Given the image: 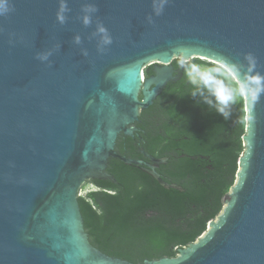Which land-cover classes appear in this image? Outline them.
<instances>
[{
	"label": "water",
	"instance_id": "1",
	"mask_svg": "<svg viewBox=\"0 0 264 264\" xmlns=\"http://www.w3.org/2000/svg\"><path fill=\"white\" fill-rule=\"evenodd\" d=\"M8 2L0 15V264H136L91 243L78 198L86 181L117 183L109 158L142 163L115 150L119 133L133 135L179 56L212 60L237 81L245 150L203 234L175 257L138 264H264V0ZM156 62L163 65L147 77ZM146 155L144 171L184 190L157 172L167 157Z\"/></svg>",
	"mask_w": 264,
	"mask_h": 264
},
{
	"label": "trees",
	"instance_id": "2",
	"mask_svg": "<svg viewBox=\"0 0 264 264\" xmlns=\"http://www.w3.org/2000/svg\"><path fill=\"white\" fill-rule=\"evenodd\" d=\"M194 64L212 70L199 83L188 75L169 82L139 114L144 121L156 117L144 124L148 151L164 157L178 148L159 171L184 190L165 188L149 174L111 157L106 171L117 183L96 179L98 189L78 198L91 243L108 255L136 264L175 257L223 209L245 150L244 99L233 101L238 85L219 65L199 58L192 59L190 66ZM183 153L188 156L180 158Z\"/></svg>",
	"mask_w": 264,
	"mask_h": 264
},
{
	"label": "flooded vegetation",
	"instance_id": "3",
	"mask_svg": "<svg viewBox=\"0 0 264 264\" xmlns=\"http://www.w3.org/2000/svg\"><path fill=\"white\" fill-rule=\"evenodd\" d=\"M192 59L186 60V59H183L180 56L176 57V58L174 57L171 60V62L169 63V65H171L172 69H173V79L170 80L169 82H171V81H175V82L180 81L186 75H188L187 71L190 69V67L193 66V65L190 66V63H191ZM157 64L158 65H163L161 62H156V63L148 66L149 72H148V75H146L147 77H149L152 74H154L153 69H154V67ZM145 72H146V70H145ZM155 119H156L155 116H151V117L147 118L148 121H153ZM146 121H144L142 118L139 117L138 120L133 123V126L136 128L134 130V132H133V135H128V134H125L124 132H120L119 136H118V139H117L116 146H115V150L119 154L124 155V156H126L127 158H130V159L141 160L142 163L139 166L134 165V164H132L130 166H134V167L140 169L141 171H143L144 173H147V172L144 171L142 169V167L147 168L146 163H151V159L146 154L148 153V154L153 155L150 151H148L146 149V143H147L146 136L148 135V133L146 132V129L144 128V124H146ZM160 134L161 135H166L163 132H160ZM118 142H120V144H118ZM121 143H122V145H121ZM177 153H178V148H174V150H172V155L164 156V157L168 158L166 163H160L159 166L156 168L157 172H159V174L161 176H162V172H160L159 170L162 167V165H167L169 163V161L172 159V156L175 157ZM153 156H155V155H153ZM187 156L188 155L186 153H183V154L180 155V158H185ZM155 157L156 158H162V157H157V156H155ZM191 157L195 158L193 156H191ZM147 174H149V173H147ZM163 179L166 180L164 177H163ZM90 181L92 183H94L93 182L94 180H90ZM167 182H169V181H167ZM170 183H175V182H170Z\"/></svg>",
	"mask_w": 264,
	"mask_h": 264
},
{
	"label": "rangeland",
	"instance_id": "4",
	"mask_svg": "<svg viewBox=\"0 0 264 264\" xmlns=\"http://www.w3.org/2000/svg\"><path fill=\"white\" fill-rule=\"evenodd\" d=\"M199 59H201L202 61H206L207 63H215L212 60H205V59H202V58H199ZM221 69L229 77V79L232 82H236L237 83V81L234 78H232L222 67H221ZM211 70H212V68L209 65H207V64H195L192 67H190V69L187 71V74L192 79V81L194 83H199L204 78V76L208 72H210ZM237 85H238V88H234L233 93L231 95V98L236 103H238L240 101V99L243 98L242 90H241V88H240L238 83H237ZM96 189H98V188H97V186L94 183H92L91 181H86L81 186L80 194L85 196L89 191L96 190Z\"/></svg>",
	"mask_w": 264,
	"mask_h": 264
},
{
	"label": "clouds",
	"instance_id": "5",
	"mask_svg": "<svg viewBox=\"0 0 264 264\" xmlns=\"http://www.w3.org/2000/svg\"><path fill=\"white\" fill-rule=\"evenodd\" d=\"M10 7H9V2L8 0H0V15H4L7 14L10 11ZM64 10V6H61V12ZM162 9L158 8L157 9V14H160V11ZM59 19L62 21L63 20V16H59ZM89 21L87 18H85V23L87 24ZM100 31L103 32L105 31L102 27L100 28ZM106 42H110V41H106ZM255 83L259 84V80L257 79L255 81ZM222 115H225L224 113H222ZM225 118H227V116L225 115Z\"/></svg>",
	"mask_w": 264,
	"mask_h": 264
}]
</instances>
